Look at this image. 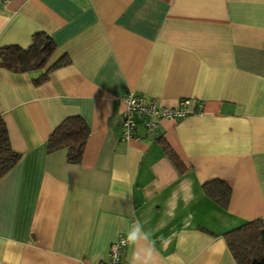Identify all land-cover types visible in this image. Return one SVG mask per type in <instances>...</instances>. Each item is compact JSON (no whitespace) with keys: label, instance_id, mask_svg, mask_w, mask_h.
<instances>
[{"label":"crops","instance_id":"obj_1","mask_svg":"<svg viewBox=\"0 0 264 264\" xmlns=\"http://www.w3.org/2000/svg\"><path fill=\"white\" fill-rule=\"evenodd\" d=\"M70 64L0 68V115L21 157L0 179V264H236L224 235L264 228V0H0V47L35 33ZM133 92L201 112L160 124L151 140H121L122 97ZM89 127L81 163L47 153L60 123ZM169 145L180 172L162 149ZM221 181L226 208L204 191ZM139 222L147 240L127 241Z\"/></svg>","mask_w":264,"mask_h":264},{"label":"trees","instance_id":"obj_2","mask_svg":"<svg viewBox=\"0 0 264 264\" xmlns=\"http://www.w3.org/2000/svg\"><path fill=\"white\" fill-rule=\"evenodd\" d=\"M55 50L56 45L49 35L35 33L31 45L25 49L17 45L0 47V68L14 73H30L46 68L36 79V84L40 85L48 80L53 71L70 64V59L64 55L48 66ZM89 134V127L81 117H67L48 137L47 153L64 150L67 162L78 165ZM161 145L169 160L182 172L183 165L172 148L164 142ZM20 157L11 148L7 127L0 115V179L18 163ZM203 189L220 207H227L231 190L225 183L212 181ZM224 240L236 264H264V228L261 221H252L229 231Z\"/></svg>","mask_w":264,"mask_h":264},{"label":"built area","instance_id":"obj_3","mask_svg":"<svg viewBox=\"0 0 264 264\" xmlns=\"http://www.w3.org/2000/svg\"><path fill=\"white\" fill-rule=\"evenodd\" d=\"M122 101V141L139 139L136 134L139 127H142L149 139H160L162 121L183 119L201 112L203 108L201 102L192 105L189 99H181L172 106H164L156 100H147L131 91L122 97ZM125 245L124 239L113 243L108 250L105 264H122Z\"/></svg>","mask_w":264,"mask_h":264},{"label":"clouds","instance_id":"obj_4","mask_svg":"<svg viewBox=\"0 0 264 264\" xmlns=\"http://www.w3.org/2000/svg\"><path fill=\"white\" fill-rule=\"evenodd\" d=\"M149 234L144 233L142 231V226L137 222L136 224L133 225L132 230L129 232L127 236V241L131 243H136L137 241L143 239L147 240Z\"/></svg>","mask_w":264,"mask_h":264}]
</instances>
